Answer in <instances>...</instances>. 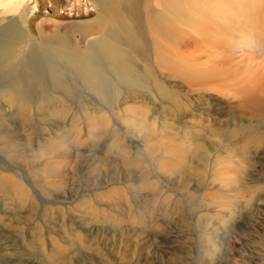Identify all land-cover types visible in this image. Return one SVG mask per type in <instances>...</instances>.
I'll return each instance as SVG.
<instances>
[{
    "label": "rangeland",
    "instance_id": "374dc122",
    "mask_svg": "<svg viewBox=\"0 0 264 264\" xmlns=\"http://www.w3.org/2000/svg\"><path fill=\"white\" fill-rule=\"evenodd\" d=\"M159 1L125 0L142 40L110 68L89 0H0L15 64L43 23L103 79L40 49L0 97V264H264V0Z\"/></svg>",
    "mask_w": 264,
    "mask_h": 264
},
{
    "label": "bare ground",
    "instance_id": "6f19581e",
    "mask_svg": "<svg viewBox=\"0 0 264 264\" xmlns=\"http://www.w3.org/2000/svg\"><path fill=\"white\" fill-rule=\"evenodd\" d=\"M90 3L95 6L97 9H103L106 13H108L107 17L109 18V23L107 24V19L103 17V26L108 25V29L106 31H102L100 34L98 29L101 25V22H96L92 25H75V33L80 34L83 37H88L91 35L100 34V38L96 42H91L88 44V48L97 54V50L100 53L105 55L107 59L110 60L109 67H120L123 65V56H121V50L118 49L119 46H124L126 41L131 39L133 41H140L142 38L141 34L138 30L132 33L130 25L128 23L129 10L128 5H126L125 0H89ZM159 0H155L157 2ZM161 7L163 9V15L168 13L170 5V0H160ZM117 4H125L124 15L118 10ZM207 3V2H206ZM135 7V6H134ZM8 8V7H7ZM175 8V6H174ZM120 13V15H119ZM104 14V13H103ZM7 16V15H6ZM110 16V17H109ZM4 17V16H3ZM20 16L16 18H0V97H4L3 99L12 100L17 98L26 97V86L33 76V72L31 71L30 64L28 60L32 59V54L39 51L40 49L45 51L48 56V61H51L54 66L62 67V68H71L76 69L81 72L82 77H86L87 75H92L94 79L101 82L103 79L100 77V73L96 72L97 63L92 61V58L85 59L81 55H77L79 53L76 52V46L69 41L70 37H66L63 35H56L51 31L50 28L42 27L43 23L38 27V33L42 37V43L37 44L36 42H32L27 44V49L33 52L32 54H26L20 63L15 64V60L18 58L17 50H21L22 47V32L19 28L20 25ZM100 21V20H97ZM111 21V22H110ZM163 19L161 21L155 20L153 22V29L159 30V26H161ZM166 21V20H165ZM166 26V25H165ZM104 28V27H103ZM167 29L166 27L164 28ZM145 33V32H144ZM114 38H118L117 40ZM35 41V40H34ZM126 45V47L132 51L134 48L136 49V53L138 52L137 46L130 47ZM99 53V54H100ZM40 54V53H39ZM40 55H43L41 53ZM46 56V55H45ZM132 57V56H131ZM138 57V56H137ZM52 58H57V62L53 61ZM52 65L50 67V71L56 72V68ZM125 67H127L125 65ZM121 67L119 72H122ZM125 70V69H124ZM128 72V71H126ZM125 75V73H123ZM25 82L27 84H25ZM24 83V85H23ZM23 86V87H22ZM1 97V98H2ZM4 169V167H3ZM5 172V170H3Z\"/></svg>",
    "mask_w": 264,
    "mask_h": 264
}]
</instances>
